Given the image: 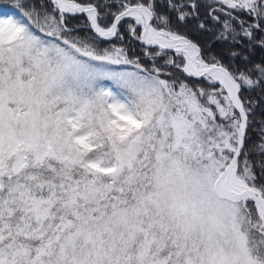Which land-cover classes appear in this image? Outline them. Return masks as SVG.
I'll return each mask as SVG.
<instances>
[{
  "label": "snow or ice",
  "instance_id": "6c2138e0",
  "mask_svg": "<svg viewBox=\"0 0 264 264\" xmlns=\"http://www.w3.org/2000/svg\"><path fill=\"white\" fill-rule=\"evenodd\" d=\"M0 264H264V0L5 5Z\"/></svg>",
  "mask_w": 264,
  "mask_h": 264
},
{
  "label": "rangeland",
  "instance_id": "374dc122",
  "mask_svg": "<svg viewBox=\"0 0 264 264\" xmlns=\"http://www.w3.org/2000/svg\"><path fill=\"white\" fill-rule=\"evenodd\" d=\"M10 3H12V1H7V0L1 1L0 0V12L3 11V8H4L5 5H8Z\"/></svg>",
  "mask_w": 264,
  "mask_h": 264
},
{
  "label": "trees",
  "instance_id": "16d2710c",
  "mask_svg": "<svg viewBox=\"0 0 264 264\" xmlns=\"http://www.w3.org/2000/svg\"><path fill=\"white\" fill-rule=\"evenodd\" d=\"M1 1H4V0H1ZM7 1H12V0H7Z\"/></svg>",
  "mask_w": 264,
  "mask_h": 264
}]
</instances>
